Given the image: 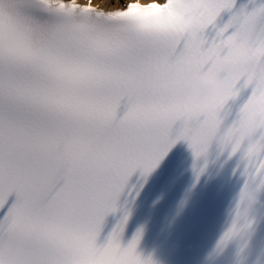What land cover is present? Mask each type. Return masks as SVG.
<instances>
[{
    "label": "snow or ice",
    "instance_id": "1",
    "mask_svg": "<svg viewBox=\"0 0 264 264\" xmlns=\"http://www.w3.org/2000/svg\"><path fill=\"white\" fill-rule=\"evenodd\" d=\"M205 73L221 87L173 110ZM178 141L197 179L214 149L264 196V0H0V264H155L128 213L101 234ZM228 215L208 258L264 256V208Z\"/></svg>",
    "mask_w": 264,
    "mask_h": 264
},
{
    "label": "clouds",
    "instance_id": "2",
    "mask_svg": "<svg viewBox=\"0 0 264 264\" xmlns=\"http://www.w3.org/2000/svg\"><path fill=\"white\" fill-rule=\"evenodd\" d=\"M132 3H136V0H133ZM139 3L141 6H147L149 2ZM220 87L221 81L216 75L205 73L199 77V85L191 89L182 101L172 104L171 107L173 110L179 111L185 105L198 102L203 95L215 93ZM233 205L241 207L242 215H252L257 212V209L264 208V200L261 199L260 193L252 187H241L233 196Z\"/></svg>",
    "mask_w": 264,
    "mask_h": 264
},
{
    "label": "bare ground",
    "instance_id": "3",
    "mask_svg": "<svg viewBox=\"0 0 264 264\" xmlns=\"http://www.w3.org/2000/svg\"><path fill=\"white\" fill-rule=\"evenodd\" d=\"M147 2H151V0H146ZM95 3L100 5L106 9L108 8H122V4L120 1H113V0H96Z\"/></svg>",
    "mask_w": 264,
    "mask_h": 264
},
{
    "label": "rangeland",
    "instance_id": "4",
    "mask_svg": "<svg viewBox=\"0 0 264 264\" xmlns=\"http://www.w3.org/2000/svg\"><path fill=\"white\" fill-rule=\"evenodd\" d=\"M120 2H122V1L120 0Z\"/></svg>",
    "mask_w": 264,
    "mask_h": 264
}]
</instances>
